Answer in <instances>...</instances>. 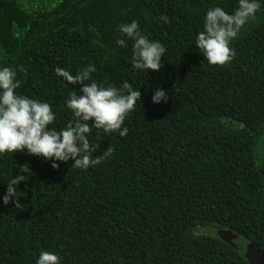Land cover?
<instances>
[{
    "label": "trees",
    "instance_id": "1",
    "mask_svg": "<svg viewBox=\"0 0 264 264\" xmlns=\"http://www.w3.org/2000/svg\"><path fill=\"white\" fill-rule=\"evenodd\" d=\"M236 4L0 0V66L17 71V92L51 104L57 130L71 119L64 102L78 86L56 67L75 74L92 64L97 83L128 81L143 101L125 119L126 136L92 129L95 155L114 149L94 168L0 155V196L20 164L33 171L18 187L19 207L0 202V264H35L42 250L62 264H249V243L264 254V5L224 66L208 65L193 44L210 7L230 13ZM132 20L165 46L160 71H136L131 42L116 44L118 25ZM157 86L167 104L151 103ZM209 226L237 235L238 248L200 233Z\"/></svg>",
    "mask_w": 264,
    "mask_h": 264
},
{
    "label": "clouds",
    "instance_id": "2",
    "mask_svg": "<svg viewBox=\"0 0 264 264\" xmlns=\"http://www.w3.org/2000/svg\"><path fill=\"white\" fill-rule=\"evenodd\" d=\"M264 0H237L232 12H226L220 6L210 7L204 14L202 30L194 37L195 49L202 54L210 66H224L235 57L232 41L237 39L242 29L261 11ZM165 24L167 16L159 17ZM123 37L117 39L119 47H127L131 42L130 63L138 72L149 70L158 72L163 67L162 57L166 48L158 40L150 39L140 30L136 20L118 25ZM21 71H23L21 69ZM96 67L88 64L71 71L56 67L54 73L72 86L65 99V107L71 113V119L57 130L54 126L56 113L50 103L17 92L21 81L17 71L10 66H0V155L15 152L50 161V167L59 169L60 164L72 161L71 167L87 170L100 164L114 149L109 145L101 154L95 155L99 143L90 142L92 129L102 130L104 134H127L123 126L126 117L141 100V92L124 81L119 87L113 84L97 83L92 74ZM168 92L157 86L151 94V103H168ZM123 126V127H122ZM33 171L27 162L20 164L18 172L7 181L0 202L4 206L10 203L19 207L18 187L26 182ZM62 257L56 252L42 250L35 258V264H62Z\"/></svg>",
    "mask_w": 264,
    "mask_h": 264
},
{
    "label": "water",
    "instance_id": "3",
    "mask_svg": "<svg viewBox=\"0 0 264 264\" xmlns=\"http://www.w3.org/2000/svg\"><path fill=\"white\" fill-rule=\"evenodd\" d=\"M263 209H264V192H263ZM217 236L226 244L233 248H238L235 244V240L238 236L228 230H219ZM245 258L249 264H264V254L256 248L253 243L246 245Z\"/></svg>",
    "mask_w": 264,
    "mask_h": 264
},
{
    "label": "rangeland",
    "instance_id": "4",
    "mask_svg": "<svg viewBox=\"0 0 264 264\" xmlns=\"http://www.w3.org/2000/svg\"><path fill=\"white\" fill-rule=\"evenodd\" d=\"M258 144H259V145H258L259 149L261 148V151L264 152V136H262V137L260 138ZM200 233H201V234H206V235H212V236H215V235H217L218 231H216V230L214 229L213 226H209V227H206V228H204V229H201V230H200Z\"/></svg>",
    "mask_w": 264,
    "mask_h": 264
}]
</instances>
